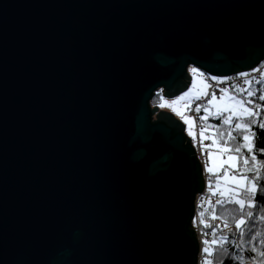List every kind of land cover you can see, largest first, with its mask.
Wrapping results in <instances>:
<instances>
[{
  "label": "water",
  "instance_id": "95a60500",
  "mask_svg": "<svg viewBox=\"0 0 264 264\" xmlns=\"http://www.w3.org/2000/svg\"><path fill=\"white\" fill-rule=\"evenodd\" d=\"M263 60L264 0H0V264H197L199 152L151 100Z\"/></svg>",
  "mask_w": 264,
  "mask_h": 264
},
{
  "label": "snow or ice",
  "instance_id": "6c2138e0",
  "mask_svg": "<svg viewBox=\"0 0 264 264\" xmlns=\"http://www.w3.org/2000/svg\"><path fill=\"white\" fill-rule=\"evenodd\" d=\"M254 71L260 75L248 79L251 73H242L245 77L242 84L221 88L219 94L204 90L195 95L185 105L186 110L196 113L195 117L179 113L194 140L197 134L193 127L200 122L198 143L201 154L206 157L204 168L215 178L214 183L211 179L209 183L211 196L216 197L214 202L208 197L209 221L203 219L204 211L199 213L198 224L203 225L204 237L200 264H224L225 259L232 264H264V230L257 228L258 224H264V207L256 200L264 191V159L260 158L264 157V148H257L255 144L257 131H264V87L252 89L253 82L264 84V70L257 67ZM191 72L196 74L198 69L193 67ZM189 92L178 99L184 100ZM226 98L228 102L221 106L220 102ZM209 106H214L215 112ZM201 111L204 115H200ZM210 117L219 123H209ZM209 140L211 143H205ZM214 146L219 154L227 155L226 159L221 155L216 168L209 166L215 164ZM221 181L225 184L223 189L219 187Z\"/></svg>",
  "mask_w": 264,
  "mask_h": 264
},
{
  "label": "rangeland",
  "instance_id": "374dc122",
  "mask_svg": "<svg viewBox=\"0 0 264 264\" xmlns=\"http://www.w3.org/2000/svg\"><path fill=\"white\" fill-rule=\"evenodd\" d=\"M193 67H194V66H190V67H189V68H190V71H191V69H192ZM257 67H260L262 70H264V61H262V62H261L258 66H256L254 69H256ZM197 69H198V68H197ZM254 69H252V70H250V71H252V72L256 75L257 72H255ZM191 73H192V72H191ZM199 73H203V75H200ZM248 73H249V72H248ZM253 73H251V74H253ZM192 74H193V73H192ZM259 75H260V73H258V76H259ZM193 76H194V77H193V79H192V81H191V83H190V85H189L188 88H186L185 90L181 91L180 93H178L177 95H175V96H173V97H163L162 100H161V99L159 100L158 97H157V98H154V99L151 101L152 106L154 107V106H158V105H159V107L161 108V109H160L161 111H163V110H171V111L174 112L176 115H178L183 121H184L183 116H181V115L179 114V113H181V112H183L184 115H187V116H189V117H195V113H194V111H188V110H186V109H185V105H186L187 103H189V101H191L192 98H193L195 95L200 94V93H201L202 91H204V90H208V91H209V88H210V87H208V88L206 89V88H205V85H208V86H210V85H209V82H208L206 76L204 75V72L201 71L200 69H198V73L193 74ZM216 78H217V79H221V78H219V77H217V76H216ZM247 78L250 79V76L247 77ZM244 79H245V78H243L242 80L238 81L237 84H242V82H243ZM245 87H246V86H245ZM189 90H190V92H189ZM185 92H189V95H188L187 97H185L184 100H179L178 98H179L181 95H183ZM173 101H176V103H173ZM227 102H228V101H227V98H226L225 101H221V102H220V105L222 106L224 103H227ZM193 107H194V105H193ZM211 107L214 109V111L216 110L214 106H211ZM186 126H187V128H186L185 131H186V133L188 134L189 138L192 139V142H194L193 137L189 135L188 125L186 124ZM198 130H199V129H198V121H197L196 124H195L194 127H193V132L197 134V137H199V136H198ZM197 139H198V138H197ZM195 140H196V139H195ZM205 143H211V141H210V140H209V141H205ZM212 151H213L214 153H217V155H215V156L213 157V160L215 161V164H211V163H210L209 166L216 168V166L219 165V163H220V157H221V155H223V158H225V159L227 158V155H226V154H219V150H218L215 146L212 148ZM217 170H219V169L217 168ZM207 177H208L207 180H209L210 175L208 174ZM219 187H220L221 189H223V188L225 187V184H224L223 181L220 182Z\"/></svg>",
  "mask_w": 264,
  "mask_h": 264
},
{
  "label": "trees",
  "instance_id": "16d2710c",
  "mask_svg": "<svg viewBox=\"0 0 264 264\" xmlns=\"http://www.w3.org/2000/svg\"><path fill=\"white\" fill-rule=\"evenodd\" d=\"M264 61V60H263ZM229 84V86H228V89H230V85H233V83L231 84V83H228ZM257 87H264V84H261V85H257L255 82H253V84H252V89L253 90H255ZM158 97V99L160 100H162L163 99V96H162V91L161 90H159L157 93H156V95L154 96V98H157ZM154 98H152V100L154 99ZM211 109H212V111L213 112H215L214 111V109L211 107V106H209ZM195 115H196V113H195ZM200 115H204V113H203V111H201V113H200ZM199 122V121H198ZM200 123V122H199ZM209 123H212V124H218L219 123V121L218 120H214V119H212L211 117H210V119H209ZM205 126H207V125H205ZM208 135H210L211 133H207ZM255 144H256V147L257 148H264V131H257V136H256V140H255ZM261 159H264V157H260ZM210 175V178H209V183H210V179L213 181V183H214V180H215V178L214 177H212V174L210 173L209 174ZM209 183H208V188H207V193L208 194H211V192L209 191ZM215 197V196H214ZM215 199H216V197H215ZM256 200H257V202H258V204L260 205V207H264V191H262L261 193H259L257 196H256ZM211 207V205L209 204V202H198V205H197V211H196V219H195V221H197V223H194V225H195V227L202 233V230H203V225L202 224H198V221L201 219V217L199 216V213L201 212V211H204L205 212V215H204V217H203V219L205 220V221H209V217H210V215H211V212L210 211H208V209ZM228 207H233L232 205H229ZM218 211H223V209H218ZM215 223H219V221H215ZM257 228L258 229H260V230H264V224H258L257 225ZM203 247H204V245H203ZM224 264H232V262L231 261H228V260H226L225 259V262H224ZM249 264H250V262H249Z\"/></svg>",
  "mask_w": 264,
  "mask_h": 264
},
{
  "label": "built area",
  "instance_id": "2783aa9c",
  "mask_svg": "<svg viewBox=\"0 0 264 264\" xmlns=\"http://www.w3.org/2000/svg\"><path fill=\"white\" fill-rule=\"evenodd\" d=\"M260 68V67H259ZM247 72H249V73H253L252 71H247ZM242 73H245V72H240V73H238V74H235V75H233V76H230L231 77V79H232V81H230V80H228V78L227 79H222V80H225L223 83H221L220 81H221V79H217V78H215L214 76H211V75H209V74H204L205 76H206V78H207V80H208V82H209V85H210V88H209V91H216L218 94H219V89H221V88H226V89H228V86H229V84L228 83H233V84H237L238 83V81H240V80H242L243 78H245V77H243L241 74ZM258 76V72H257V74L255 75L254 73L253 74H251L250 75V79H252V77H257ZM212 77H214L216 80H214ZM195 113V112H194ZM196 116V115H195ZM199 122H198V129H199ZM198 139H196V140H194V142H193V144H194V146L196 147V149H197V151L199 152V159H200V162H201V164H202V168H203V172H204V174H205V178H206V184H208L209 183V180H207L208 179V177H207V175L208 174H210V173H208L207 171H206V169L204 168V161H205V155H202L201 154V148H200V146H199V143H198V141H199V137H197ZM207 188L208 187H206L205 188V191L203 192V193H201V194H199L198 195V198L197 199H200V201L201 202H208V197H211V200L214 202L215 201V197L214 196H211V194H208L207 193ZM201 235H202V233H200ZM203 239H204V237H203V235H202V239L200 240V243H202V241H203ZM202 247V246H201ZM200 251H201V248H200ZM200 258H198V264H200V262L203 260V255H202V253L200 252Z\"/></svg>",
  "mask_w": 264,
  "mask_h": 264
},
{
  "label": "bare ground",
  "instance_id": "6f19581e",
  "mask_svg": "<svg viewBox=\"0 0 264 264\" xmlns=\"http://www.w3.org/2000/svg\"><path fill=\"white\" fill-rule=\"evenodd\" d=\"M250 71V70H249ZM246 72V71H245ZM233 75H235V74H232L231 76H233ZM214 80H216L214 77H212ZM228 78V80H230V81H232V79H231V77L229 76V77H224V78H221V81H225V80H222V79H227ZM220 81V82H221ZM162 91V96L163 97H167V96H164L163 94L165 93V90L163 89V90H161ZM156 95V94H155ZM154 98V97H153ZM152 101V100H151ZM151 107H153L152 106V104H151ZM161 108L159 107V111H161L160 110ZM162 115V114H161ZM157 118V114L155 113V115H154V119H156ZM204 176H205V174H204ZM208 186V184H206V187ZM197 198H198V196H197ZM195 199V213H194V217H193V222L195 221V217H196V211H197V205H198V202H201L200 201V199ZM194 228H195V233H196V237L198 238V240H199V242H200V240L202 239V235L200 234L201 232L195 227V225H194ZM202 246V247H201ZM200 248L202 249L203 248V243H200ZM201 252V251H200ZM200 252H199V254H200ZM202 253V252H201ZM198 254V258H200V255ZM203 255V254H202ZM197 264H198V261H197Z\"/></svg>",
  "mask_w": 264,
  "mask_h": 264
},
{
  "label": "flooded vegetation",
  "instance_id": "af4514ba",
  "mask_svg": "<svg viewBox=\"0 0 264 264\" xmlns=\"http://www.w3.org/2000/svg\"><path fill=\"white\" fill-rule=\"evenodd\" d=\"M161 90V89H160Z\"/></svg>",
  "mask_w": 264,
  "mask_h": 264
}]
</instances>
